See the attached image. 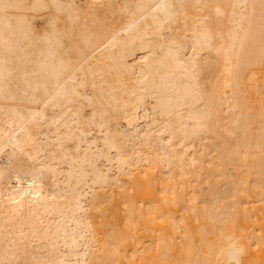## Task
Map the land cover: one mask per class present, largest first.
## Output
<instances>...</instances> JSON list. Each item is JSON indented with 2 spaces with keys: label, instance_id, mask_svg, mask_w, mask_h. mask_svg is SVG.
Listing matches in <instances>:
<instances>
[{
  "label": "bare ground",
  "instance_id": "6f19581e",
  "mask_svg": "<svg viewBox=\"0 0 264 264\" xmlns=\"http://www.w3.org/2000/svg\"><path fill=\"white\" fill-rule=\"evenodd\" d=\"M0 264H264V0H0Z\"/></svg>",
  "mask_w": 264,
  "mask_h": 264
}]
</instances>
